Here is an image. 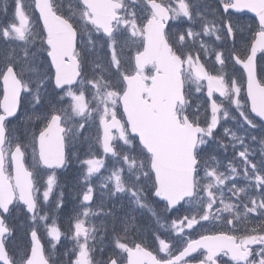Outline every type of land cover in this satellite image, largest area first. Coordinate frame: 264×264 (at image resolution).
<instances>
[{
	"label": "snow or ice",
	"instance_id": "snow-or-ice-1",
	"mask_svg": "<svg viewBox=\"0 0 264 264\" xmlns=\"http://www.w3.org/2000/svg\"><path fill=\"white\" fill-rule=\"evenodd\" d=\"M0 12V264H264V0H5ZM73 159L65 228L59 173Z\"/></svg>",
	"mask_w": 264,
	"mask_h": 264
},
{
	"label": "trees",
	"instance_id": "trees-1",
	"mask_svg": "<svg viewBox=\"0 0 264 264\" xmlns=\"http://www.w3.org/2000/svg\"><path fill=\"white\" fill-rule=\"evenodd\" d=\"M146 224H150V221H147ZM17 238V242L14 243V247L17 248V250H23L24 245L26 244V239L24 236L21 237H16Z\"/></svg>",
	"mask_w": 264,
	"mask_h": 264
},
{
	"label": "rangeland",
	"instance_id": "rangeland-1",
	"mask_svg": "<svg viewBox=\"0 0 264 264\" xmlns=\"http://www.w3.org/2000/svg\"><path fill=\"white\" fill-rule=\"evenodd\" d=\"M66 1H67V2H65V5H66V6H67L68 3H71V0H66ZM30 2H31V1L29 0V3H30ZM3 6H4V4L0 2V9H2ZM0 13H1V15L3 14L2 12H0ZM1 15H0V19H2V18H1ZM5 19H6V18H5ZM208 110L210 111V108H209ZM234 131H235V129H234ZM65 221H67V219H66ZM140 230H141V232H142L143 235H144V234H148L147 231H145V230H143V229H140Z\"/></svg>",
	"mask_w": 264,
	"mask_h": 264
},
{
	"label": "water",
	"instance_id": "water-1",
	"mask_svg": "<svg viewBox=\"0 0 264 264\" xmlns=\"http://www.w3.org/2000/svg\"><path fill=\"white\" fill-rule=\"evenodd\" d=\"M2 100V99H1ZM255 116V114H253Z\"/></svg>",
	"mask_w": 264,
	"mask_h": 264
}]
</instances>
